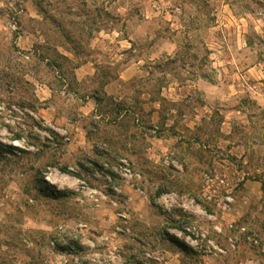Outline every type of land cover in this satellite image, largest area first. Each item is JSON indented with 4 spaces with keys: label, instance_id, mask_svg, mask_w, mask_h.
<instances>
[{
    "label": "rangeland",
    "instance_id": "rangeland-1",
    "mask_svg": "<svg viewBox=\"0 0 264 264\" xmlns=\"http://www.w3.org/2000/svg\"><path fill=\"white\" fill-rule=\"evenodd\" d=\"M0 264H264V0H0Z\"/></svg>",
    "mask_w": 264,
    "mask_h": 264
},
{
    "label": "built area",
    "instance_id": "built-area-1",
    "mask_svg": "<svg viewBox=\"0 0 264 264\" xmlns=\"http://www.w3.org/2000/svg\"><path fill=\"white\" fill-rule=\"evenodd\" d=\"M124 172H125V173H124V176H125V177H127L128 174L131 173V171H130L129 169H127V168L124 169ZM115 191L118 192L117 189H115ZM219 231L221 232V230H219ZM219 252H220V253H223V254L226 253V252H225L224 250H222V249H219Z\"/></svg>",
    "mask_w": 264,
    "mask_h": 264
}]
</instances>
